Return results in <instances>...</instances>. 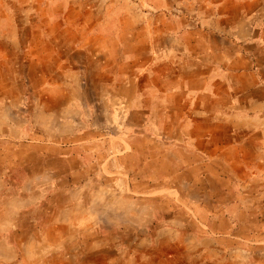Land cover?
Instances as JSON below:
<instances>
[{"label": "crops", "instance_id": "0c3cea01", "mask_svg": "<svg viewBox=\"0 0 264 264\" xmlns=\"http://www.w3.org/2000/svg\"><path fill=\"white\" fill-rule=\"evenodd\" d=\"M70 3L0 0V264H264L251 30Z\"/></svg>", "mask_w": 264, "mask_h": 264}, {"label": "rangeland", "instance_id": "374dc122", "mask_svg": "<svg viewBox=\"0 0 264 264\" xmlns=\"http://www.w3.org/2000/svg\"><path fill=\"white\" fill-rule=\"evenodd\" d=\"M70 4L85 6V11H94V18L117 9L121 13L122 27L126 26L135 35L143 30L148 36L159 27L206 29L207 23H218L221 10L228 26L234 24L235 18L245 22L252 37L251 41L244 43L245 47L264 58V0H71ZM254 246L258 247L256 252L261 253V260H264V243Z\"/></svg>", "mask_w": 264, "mask_h": 264}]
</instances>
